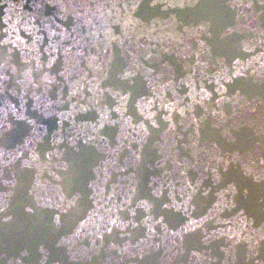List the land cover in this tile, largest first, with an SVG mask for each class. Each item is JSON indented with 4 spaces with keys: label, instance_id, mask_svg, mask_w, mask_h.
Listing matches in <instances>:
<instances>
[{
    "label": "snow or ice",
    "instance_id": "1",
    "mask_svg": "<svg viewBox=\"0 0 264 264\" xmlns=\"http://www.w3.org/2000/svg\"><path fill=\"white\" fill-rule=\"evenodd\" d=\"M52 6L67 5L58 2ZM101 7L108 8L109 14L107 24L99 27L119 25L120 36L109 35L124 49V56L108 59L98 52L83 95L77 88L68 99L61 96L46 102L45 89L56 79L48 74L51 64L46 68L31 57L13 68L7 57L13 41L5 38L0 42L4 53L0 89L7 96L15 82L11 95L19 101L17 106L0 97V227L14 228L26 238L15 255L25 264H29L25 258L33 254L31 264H61L53 258V250L69 245L73 246L69 250L73 261L97 246L123 254L128 251L123 242L109 244L107 235H126L139 227L144 240L130 245L139 252L138 264H152L145 259L150 255L145 249L161 245L179 258L192 252V247L185 248L188 234H195L189 244L197 251L198 246L207 247L218 238L203 231L214 218L206 215L212 206L213 211L228 210L244 221L239 239L232 233L230 243L221 249L224 264H234L232 242L243 246L236 264H264V229L258 227L264 226V152L258 164L254 155L249 159L257 138L264 146V116L257 126L255 106L243 113L231 108V101L241 95L250 100L259 95L264 101V79H253L241 64L243 53L251 51L243 43L246 37L241 29L255 32L249 26L256 15L264 41V0H117ZM169 9L178 11L165 20L161 13ZM145 26L150 34L159 32L164 38L138 52L127 33L133 28L143 31ZM165 29L192 37L186 73L212 83L208 76H201L207 67L215 77L213 90L206 91L189 79L188 87L196 83L198 89L189 92L185 81L177 79L175 66L170 68L165 60L184 41L172 43ZM56 76L75 79L64 72ZM25 82L29 88L21 94ZM178 88L186 95L178 97ZM29 92L36 102L33 111L57 118L59 131L46 132L39 120L24 114ZM70 103L71 111L61 110V104L67 108ZM88 111L95 113L90 123H74L73 113ZM9 114L20 123L10 121ZM65 122H71L74 134L65 133ZM107 126L119 129V135L106 139ZM47 137L49 148L43 150L39 145ZM121 152L127 154V161L120 159ZM115 171L123 176V183L114 192L115 200L101 197L105 201L101 214L92 205L101 204L96 199L101 196L100 183H107L106 177ZM190 172L196 175L194 181ZM213 197L215 204L211 205ZM49 208L54 212L45 214L43 210ZM198 208L203 211L197 212ZM88 225L94 229L92 239L89 248L82 250L76 245Z\"/></svg>",
    "mask_w": 264,
    "mask_h": 264
},
{
    "label": "water",
    "instance_id": "2",
    "mask_svg": "<svg viewBox=\"0 0 264 264\" xmlns=\"http://www.w3.org/2000/svg\"><path fill=\"white\" fill-rule=\"evenodd\" d=\"M58 2L66 4L67 6L63 8L52 6ZM202 2L214 3L216 0H202ZM115 3H117V0H0V42L5 38L13 41V46L7 53V57L13 68H18L25 60L31 57H35V62L37 64H43L46 68L51 64V69L48 74L49 76H55L56 79L53 84H50L45 89L44 96L46 102L50 103L61 96L64 99H68L71 93L77 88L80 89L81 95H83L88 73L90 70L95 69L93 58L97 56L98 52L108 59L124 56V49L119 47L117 42L111 41L109 35L114 34L120 36L119 25L113 24L107 29L99 27L101 24H107L109 14V9L101 6ZM177 11L175 9H169L161 13V15L166 20L168 15L176 13ZM156 19L160 20L161 17H156ZM5 21H8V23L5 24ZM260 23V17L256 15L254 24L249 26L255 27V32H249L248 28L241 29V32L246 37L243 43L251 49V51L243 53V59L241 61L242 68L247 69V75L257 81L264 79V41H262L260 36ZM159 26L162 27V25ZM5 29L8 30L7 36H5ZM164 31L168 33L172 43L178 44L180 40L184 41L183 45L173 50L172 54L165 60V63L170 68L175 66L177 79L185 81V87L189 92L193 90L198 91L196 89V83L201 84L206 91L213 90L216 87L215 77L212 72L208 71L207 67L201 70V76H208L212 80V83H208L203 79L190 76L186 73V69L189 67L186 63V58L193 43L192 37H184L179 32L172 34L168 29ZM127 34L131 38L129 42L135 41L133 48L138 52L147 50L150 46L155 45L159 39L164 38L159 32L150 34V29L146 26L143 31L134 28L129 29ZM121 39H125V37L121 36ZM169 48H172L171 44H169ZM2 49L3 45L0 43V57L4 55ZM2 62L0 60V63ZM193 71H195V68H193ZM214 71H219V69H214ZM58 72H64L66 76H74L75 79L60 78L56 76ZM180 72H185V75H179ZM189 79L196 81V83L188 87L187 82ZM11 83L13 87L10 89L9 95L3 96L2 89H0V97L8 104H16L19 106L17 97L11 95V92L15 90V82ZM28 88L29 85L26 82L22 84L21 94L27 92ZM36 94L39 95L38 92ZM31 95L29 92L28 97H25L27 102L23 105L24 114L29 119L39 120L43 126V130L46 132L52 133L59 131L60 123L57 118L52 116L42 117L39 110L33 111L36 108V102L30 99ZM177 95L178 97H182L186 95V92L178 88ZM74 102L72 101V103ZM249 106L256 107L257 111L253 114V117L257 122V126H259V121L264 116V112L261 111V109H264V101L261 100L259 95L251 98V100L241 95L231 101V108L241 113L245 112ZM225 107L227 106L225 105ZM60 108L67 113L71 111V103L67 108L61 104ZM73 117L74 123L84 125L94 119L95 113L91 111L78 114L73 113ZM9 119L17 124L20 123L15 121V117L11 116V114H9ZM64 131L66 134H74L75 130L71 122H65ZM105 131L106 139L119 135V129L112 126H107ZM15 139L19 141L20 137L17 136ZM49 141L50 137L45 138V142L39 145V147L43 150H48ZM17 146H19L18 143ZM262 152H264V146L259 144V139L257 138L254 147L249 153V159L251 160L254 155L256 164H258ZM120 159L127 161V154L121 152ZM253 166L255 167V165ZM190 177L194 181L196 178L195 173L190 172ZM106 179L107 183H104L103 180L101 181L98 189L101 196L96 199L112 196L113 200H115L114 192L118 186H122L123 176L119 171H115L114 173L110 172ZM104 203L105 201L102 199L99 205L93 202L92 208L98 209V212L102 214L104 212L102 206ZM214 204L215 198L213 197L211 199V205ZM43 211L45 214H48L54 212V209L49 208ZM91 211L92 209H89L90 214ZM200 211H203V209L198 208L197 212ZM207 214H210L214 218L208 221L203 231L209 234H215L218 237L210 245L207 247L198 246L199 251H197L196 247L189 244V241L195 235L190 233L185 239V248L192 247V252H196V255H192V252H186L179 258H173L167 248L161 245L158 249H145V251L150 253L145 259L151 261L152 264H224V261L221 259V249H224L225 245L230 243L229 237L232 233H237L236 239H239L240 228L244 226V221L238 215L228 210L213 211L212 206H209L207 209ZM98 219L99 215L97 216ZM229 220L232 221L231 224L226 223ZM248 222L249 224L253 223L251 217H249ZM20 223H24V221H20ZM258 227L264 229V226L258 225ZM93 230L92 226L88 225L85 233L81 234L76 247L87 250L92 239L91 232ZM157 231H159L158 227ZM222 232L228 234L221 235ZM258 235L259 232L257 233ZM144 236L145 233L139 227L130 229L126 235L116 232L108 234L107 240L109 244L121 241L123 242V246L128 248V251L123 254L112 252L108 246L104 249L97 246L92 251H87L86 256L73 261L69 255V250L73 246L69 245L68 249H54L53 258L59 260L61 264H65V262L66 264H138L139 252L137 249L130 247V245L144 240ZM25 242L26 238H22L14 228L0 227V264H16V261H19V264H25V260H20L19 256L15 255L17 249ZM48 242L51 247V238H48ZM242 248V245L232 242L234 264H236L237 258L242 256ZM257 250H259V245H257ZM243 258L246 259V256ZM25 259L31 264V261L35 259V255L33 254V256Z\"/></svg>",
    "mask_w": 264,
    "mask_h": 264
}]
</instances>
